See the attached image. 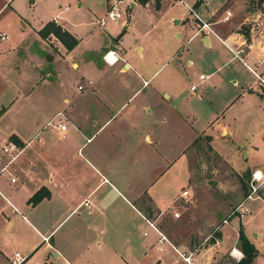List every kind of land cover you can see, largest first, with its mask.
<instances>
[{
	"label": "crops",
	"instance_id": "1",
	"mask_svg": "<svg viewBox=\"0 0 264 264\" xmlns=\"http://www.w3.org/2000/svg\"><path fill=\"white\" fill-rule=\"evenodd\" d=\"M185 1L212 21L219 37L195 33V20L174 0L158 6L136 0L118 19L102 24L98 19L108 3L94 0L86 11L97 17L71 26L64 24L65 4L31 24L12 0H0V264H10L14 252L20 264H186L180 254L189 255L191 264H214L219 253L239 251V225L257 250L252 264L264 257L257 222L264 184L258 198L243 202L242 216L221 223L244 195L238 176L264 171V93L220 42L234 48L245 40L247 65L264 74V0H237L234 11L236 0ZM248 18L260 24L257 32L254 23L239 30ZM49 19L77 39L72 48L51 33L38 34ZM90 24L98 28L80 27ZM107 49L118 55L112 63L102 58ZM80 58L91 64L94 80L81 76L82 89L75 85V97L62 96L45 120L62 111L70 131L60 134L46 124L54 139L43 129H27L30 76L44 88L60 87L56 64L63 60L76 68ZM237 61L252 79L246 80ZM199 63L205 74L197 70ZM254 113L261 118L255 128ZM220 136L235 144L230 154L218 148ZM10 141L20 143L11 161L1 150ZM194 164L210 170L205 181L216 196L200 219L190 177L184 185L176 174L189 175ZM218 174L223 181L215 180ZM40 188L48 196L30 202ZM212 231L219 237L211 239ZM193 238L199 246L191 245Z\"/></svg>",
	"mask_w": 264,
	"mask_h": 264
},
{
	"label": "rangeland",
	"instance_id": "2",
	"mask_svg": "<svg viewBox=\"0 0 264 264\" xmlns=\"http://www.w3.org/2000/svg\"><path fill=\"white\" fill-rule=\"evenodd\" d=\"M80 3V7L76 9V3ZM94 0H12L11 4L14 7H17L18 11L28 20L30 21L31 24H35L39 22L41 19L48 18L52 15L53 12H55L58 8L61 7V5L65 4L68 8L65 11L64 15L67 17V20L64 21V24L67 26L73 25L72 22H77L79 20L81 21H88V20H93L95 16H92L91 18L88 17V10L87 5H90ZM109 0H107V3ZM165 2H170V0H153V3L155 6H158L159 4L165 3ZM251 2V1H250ZM249 2V3H250ZM230 4H228L229 6ZM236 5H239V2L236 0L234 3L232 2V6L230 8H233L232 11H234L236 8ZM250 6V5H249ZM233 14V13H232ZM242 15H245L246 13L241 11ZM90 18V19H89ZM263 19V18H262ZM262 21V20H261ZM253 23H257L256 21H253L252 19L248 18L246 21H244V24L240 26L239 30L246 29L248 26L249 28L253 26ZM107 26V24L105 25ZM80 27H93L92 30L97 29V25L95 24H90L88 26H83L80 25ZM261 27L260 24H255L254 25V31L257 32L258 28ZM48 35V34H47ZM46 35V36H47ZM50 35V34H49ZM53 35V34H52ZM54 36V35H53ZM55 37V36H54ZM56 38V37H55ZM57 39V38H56ZM1 44L3 42H0ZM52 44V42H50ZM89 59V57H87ZM63 61V60H62ZM57 65L58 69V78L60 81V84L58 86H53L47 85L45 88L42 86L40 83H35L34 79L32 76L29 78V107H28V115H29V121H28V126L27 129H35V130H42L43 131H48L50 133L51 138L55 139V132L53 129L45 124V120L50 116L52 113V108L53 106L61 105V97L66 96L69 100L72 99V97L76 95L75 93V85L78 83L80 80V77L82 76L83 78H89L91 80H94L95 75L93 74L91 68V64L88 62H84L83 58H80L78 60V67L73 68L69 65L68 62H64ZM196 66V63L194 62L193 65H191V68H194ZM235 66L239 67L242 69L243 74L245 75L246 80L252 79V75L250 72H245L244 68L239 64L237 61L235 63ZM197 70L206 73V69L203 68L202 64L199 63L197 64ZM51 82H54L53 80H50ZM57 83V82H55ZM84 90V89H83ZM45 92L47 94L45 95ZM44 97H47L46 102L42 101ZM75 99V98H74ZM77 99V98H76ZM17 105V104H16ZM15 109V106L14 108ZM255 109L252 110V113ZM14 113V110H13ZM258 113H254L253 115V120H254V128L260 126L261 124V118L259 117ZM264 123V119H263ZM25 123H23V126ZM43 125V128H42ZM71 128L68 127V131H70ZM240 130V136L243 135L242 130ZM223 138V136H220L217 139V145L218 148L224 149L227 154H230L232 151L235 149V144L230 141V139H220ZM202 168L199 165H193V168L190 169L188 172L189 175H187V171L184 172L182 170L176 172L178 175V178H181V181L179 183H184V185H187L186 179L187 177H190V188L193 190V195L197 199V201L194 204V213H197V218L200 219L201 215L205 212V216L208 213L209 209L212 208L210 207L212 202L215 203V193H214V188L211 185L206 184L205 177L210 173V170H201ZM221 173L222 175L225 174V169L221 167ZM230 172L228 171L227 174ZM220 174L215 178V180L218 181H223L224 179L219 178ZM237 179V177H236ZM242 179L243 182L246 186V182L248 179V174L242 173ZM231 180V179H230ZM229 178H227V181H230ZM238 181V179H237ZM234 182V179H233ZM233 182L230 184V188L232 187L231 185ZM239 182V181H238ZM235 183V182H234ZM178 185V184H177ZM176 185V187H177ZM246 188V187H245ZM178 212V210H177ZM237 215V214H236ZM257 222L260 223L259 227V232L260 230L264 232V211H261L257 215ZM256 230L255 232H257ZM205 241L208 240L207 235L206 238L204 239ZM193 246H199L197 243V239L193 238V242L191 243ZM237 245V243H236ZM217 260L215 261L214 264H234L236 260L232 259L227 253L222 254L219 253L217 255ZM255 264H264V257L261 255H258L255 260Z\"/></svg>",
	"mask_w": 264,
	"mask_h": 264
},
{
	"label": "built area",
	"instance_id": "3",
	"mask_svg": "<svg viewBox=\"0 0 264 264\" xmlns=\"http://www.w3.org/2000/svg\"><path fill=\"white\" fill-rule=\"evenodd\" d=\"M135 1L136 0H109L108 7L104 11V14L102 15V17L98 19L99 23L102 24L105 19H111V20L118 19L121 16V14L126 10L128 5ZM174 1L181 3L187 9V11L191 14L192 18L195 20V33H199L201 35L213 34L219 37L217 33L215 32L214 28L212 27V21L202 18L197 13V11L193 8L192 4L187 3L185 0H174ZM228 14H229V11L226 10L223 18H227ZM0 38L1 39L4 38V34L0 33ZM220 42L224 46H226V48L231 52L232 57L239 60L243 65H245L252 72V74L255 77V82H256L258 91L261 93H264V74L262 72H257L251 67H249L243 57V55L247 51L248 43H246L245 40H240L238 43L235 44L234 48H232L231 46L227 45L224 42V40L221 38H220ZM117 57L118 55L114 54L113 50L111 49H107L102 53V58L108 63L114 62L117 59ZM203 77H204V74L202 73L198 74L199 79H202ZM86 82L89 83L90 80L87 79ZM143 82L146 83V80L145 81L143 80ZM83 85H84L83 80L78 81V83L76 84V88L78 90H81ZM195 87H196L195 83H192L189 86L191 90L195 89ZM68 122L69 121L67 117L65 116V114L62 111H57L52 117L48 119L46 124L51 125L58 133L63 134L67 129ZM1 150L3 152L8 153L9 161H11L15 157L16 153L19 151V147L15 143L10 141L4 144L1 147ZM9 180L10 182H13L14 178L10 177ZM263 184H264V171H261L259 169H255L251 171L247 179L245 193L241 201L230 209L227 216L221 220V223L222 224L227 223V218L235 214H237L238 216H242L246 212V210L242 206L243 202L245 200H252V199L258 198V190ZM186 194H187V190L181 191L182 196H185ZM83 204L86 205L87 202L84 201ZM174 216H176V214H174ZM215 229H217V226L213 228V230ZM162 240H165L163 236L160 237L159 242H161ZM228 255L236 261L240 258V255L233 254L232 248L228 251ZM180 256L186 264H191L189 255L184 256L180 254ZM21 261H22V257L19 255L18 252H14L12 254V257L9 258L10 264H20Z\"/></svg>",
	"mask_w": 264,
	"mask_h": 264
},
{
	"label": "trees",
	"instance_id": "4",
	"mask_svg": "<svg viewBox=\"0 0 264 264\" xmlns=\"http://www.w3.org/2000/svg\"><path fill=\"white\" fill-rule=\"evenodd\" d=\"M145 1L146 0H138V2L140 3ZM261 1L263 0H249L251 5H255V3L259 4ZM37 32L41 37H44L50 33L53 34L67 50L72 48L77 42V39L68 30L63 28L53 19L46 20L38 28ZM11 136L12 135H10V138L13 139V136ZM16 142L18 143V145H20L18 141ZM238 181L241 189L243 190V193H245L246 186L243 182L242 176H238ZM46 196H48V192L44 188H40L32 194V196L29 198V201L32 203H36ZM210 235L211 239L217 238L219 237V232L212 231ZM237 247L242 255L236 262H234V264H252V260L255 257L257 250L243 233L241 225H239L237 229Z\"/></svg>",
	"mask_w": 264,
	"mask_h": 264
},
{
	"label": "bare ground",
	"instance_id": "5",
	"mask_svg": "<svg viewBox=\"0 0 264 264\" xmlns=\"http://www.w3.org/2000/svg\"><path fill=\"white\" fill-rule=\"evenodd\" d=\"M232 249H233V254L240 255V252L239 251H236L235 248H232Z\"/></svg>",
	"mask_w": 264,
	"mask_h": 264
}]
</instances>
